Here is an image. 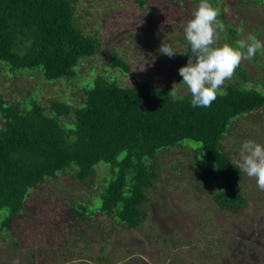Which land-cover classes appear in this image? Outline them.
Instances as JSON below:
<instances>
[{
	"label": "trees",
	"instance_id": "trees-1",
	"mask_svg": "<svg viewBox=\"0 0 264 264\" xmlns=\"http://www.w3.org/2000/svg\"><path fill=\"white\" fill-rule=\"evenodd\" d=\"M147 1L139 0L142 7ZM186 1L200 3L180 2ZM208 2L225 26L220 39L236 46L244 14H231L225 0ZM247 2L264 8V0H237L235 7ZM81 4L86 3L0 0V61L12 69L40 68L44 81L74 80L82 95L75 103L60 98L43 102L32 94L12 101L0 98V213L6 211L0 215V234L16 236L20 215L34 222L32 195L46 180L59 181L60 175L79 186L63 189L68 195L56 211L61 212L57 219L69 213L64 223L58 224L51 213L54 219L45 233L56 247L40 248L42 264H48L49 252L70 254L72 237L85 238L88 249L96 239L111 238L107 229L122 232L144 225L151 189L159 184L179 190V184L187 183L183 189L210 195L219 210L241 213L249 197L239 183L244 173L232 161L239 159V138L248 136L233 133L244 118L260 116L264 109V50L250 60L255 73L242 62L210 107H193L187 89L177 92L183 100L174 101L169 86L149 79L125 85L104 74L117 68L132 74L129 58L116 49L92 80V72H78L81 59L97 55L102 45L81 23L87 12ZM253 29L259 39L261 32ZM179 53L189 59L191 47L182 46Z\"/></svg>",
	"mask_w": 264,
	"mask_h": 264
},
{
	"label": "rangeland",
	"instance_id": "rangeland-1",
	"mask_svg": "<svg viewBox=\"0 0 264 264\" xmlns=\"http://www.w3.org/2000/svg\"><path fill=\"white\" fill-rule=\"evenodd\" d=\"M180 1L183 0H148L142 7L139 0H82L86 4H81V8L87 12L80 21L87 24L89 32L101 38L102 45L97 55L83 57L76 70L81 72L83 68L85 76L92 72V80L111 62L112 49H116L129 58L132 74L127 75L119 68L104 72L113 80L126 85L149 79L171 88L175 85L177 92H184L187 87L178 70L187 64L188 59L183 58L179 50L182 46L190 47L183 27L192 18L199 3ZM225 2L231 5L228 10L231 14H244L240 39H246L254 33L253 28H257L261 32L259 40L264 42L263 5L247 2L245 7L236 8L237 0ZM162 41L177 51L174 57L158 51ZM218 42L220 46L227 44L221 39ZM243 64L255 73L256 66L251 61H243ZM42 75L40 68L12 69L6 62L0 61V98L12 101L32 94L43 102L53 98L70 103L82 100L74 80L48 82L42 79ZM66 88L74 94L67 92ZM244 133L248 137L243 135L239 138L242 144L253 140L264 145V109L260 116L256 114L244 118L237 125L233 137ZM243 177L239 183L249 197V205L239 214L219 210L208 194L198 196L193 190L186 191L183 187L187 183H183V187L179 184V190L159 184L151 189L152 200L146 204L149 216L144 225L122 232L107 229L106 236L109 234L111 238L96 239L88 249L85 238L72 237L67 246L70 254L60 256L57 251L49 252L47 263L264 264V191L258 188L254 177L250 178L245 173ZM77 185L79 183L66 175H60L59 181L49 179L39 186L38 193L32 195L29 203L30 207L33 206L31 214L34 222L20 215L15 226L17 237L0 234V264H14L15 261L19 264H42L45 256L38 253L40 248L48 250L50 246L56 247L52 236L46 235L45 231L49 222L61 214L56 209L60 208L64 195H68L63 189ZM72 192L74 190H69L70 194ZM40 199L43 203L36 204ZM5 212L1 211L0 215ZM51 213L55 214L52 215L54 218L50 217ZM68 214L65 213L66 216ZM66 216L58 218V224L64 223ZM15 242L20 246L16 247ZM102 254L109 259H98Z\"/></svg>",
	"mask_w": 264,
	"mask_h": 264
},
{
	"label": "clouds",
	"instance_id": "clouds-1",
	"mask_svg": "<svg viewBox=\"0 0 264 264\" xmlns=\"http://www.w3.org/2000/svg\"><path fill=\"white\" fill-rule=\"evenodd\" d=\"M217 17L218 11L208 0H200L192 18L183 27L192 56L178 71L191 94L193 107H210L225 81L234 76L241 63L254 59L258 51L264 50V42L254 34L238 40L236 46H214L225 27ZM158 51L170 58L177 53L171 45L163 41ZM170 94L174 101L184 99L183 95L177 94L175 85ZM219 94L222 95L223 92ZM232 164L239 172L250 178L254 177L258 188L264 191V145L253 140L245 141L239 150V159L233 160ZM14 264L19 262L15 261Z\"/></svg>",
	"mask_w": 264,
	"mask_h": 264
}]
</instances>
